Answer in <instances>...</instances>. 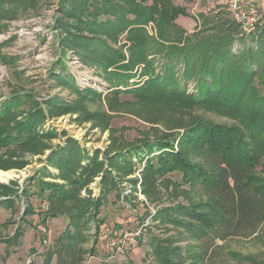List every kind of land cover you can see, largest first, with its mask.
<instances>
[{"label":"trees","instance_id":"1","mask_svg":"<svg viewBox=\"0 0 264 264\" xmlns=\"http://www.w3.org/2000/svg\"><path fill=\"white\" fill-rule=\"evenodd\" d=\"M58 5L57 41L63 56L72 51L85 66L94 67L112 95L191 103L238 122L227 126L200 120L184 130L177 149L178 137L146 143L128 155L133 167L144 164L145 176L157 180L178 175L203 198L159 213L166 225L183 229L193 245L185 249L153 236L150 256L155 263L149 264H213L222 249L218 243L251 237L264 226V22L246 32L229 13L220 11L199 15L189 32L177 23L187 10L173 0H60ZM31 6L25 0H0V19L15 18ZM151 22L154 37L146 30ZM123 35L126 43L119 45ZM32 120L28 117L2 135L0 150L23 147L36 138ZM48 163L58 175L46 170L32 182L34 195L46 194L51 202L74 195L45 179L61 180L78 194L96 177V165H102L73 140L51 153ZM101 184L100 196L91 202L96 213L109 205V196L121 200L111 171L102 176ZM92 219L86 217L84 226ZM69 232L68 241L77 244L73 229ZM22 237L17 232L14 245ZM80 253L68 242L45 264L54 256L57 264H81Z\"/></svg>","mask_w":264,"mask_h":264},{"label":"rangeland","instance_id":"2","mask_svg":"<svg viewBox=\"0 0 264 264\" xmlns=\"http://www.w3.org/2000/svg\"><path fill=\"white\" fill-rule=\"evenodd\" d=\"M25 1L32 2L25 12L0 19V138L32 116L37 136L26 146L0 150V172L14 174L0 182V264H45L68 242L81 251V264L155 263L150 256L153 236L185 249L193 245L183 229L166 225L159 213L202 201L198 190L181 183L178 175L157 180L145 176L144 164L133 167L126 159L135 147L157 140L178 137L177 149L184 130L200 120L227 126L238 122L191 103L112 95L94 67L85 66L72 51L63 56L56 30L60 0ZM217 1L173 0L188 13L178 16L177 23L192 30L201 14H228L229 0L226 7ZM146 30L154 37L155 23ZM125 43L123 35L119 45ZM70 140L103 168L96 165V177L78 194L61 180L45 179L65 187L74 195L71 199L51 202L46 194L34 195L32 178L46 170L58 175L48 157ZM110 171L121 200L109 196V205L96 213L91 202L100 196L102 176ZM86 217L93 221L84 226ZM72 229L77 244L67 239ZM17 232L23 237L14 245ZM218 244L222 249L213 264L264 263V226L251 237ZM57 262L54 256L51 264Z\"/></svg>","mask_w":264,"mask_h":264},{"label":"built area","instance_id":"3","mask_svg":"<svg viewBox=\"0 0 264 264\" xmlns=\"http://www.w3.org/2000/svg\"><path fill=\"white\" fill-rule=\"evenodd\" d=\"M228 12L246 32L254 31L262 24L263 15L255 0H229Z\"/></svg>","mask_w":264,"mask_h":264},{"label":"crops","instance_id":"4","mask_svg":"<svg viewBox=\"0 0 264 264\" xmlns=\"http://www.w3.org/2000/svg\"><path fill=\"white\" fill-rule=\"evenodd\" d=\"M226 1H228V0H219V1H217V3L219 4V5H224L225 7H226ZM259 5H260V8H261V11H262V15H263V20H262V22H264V0H255ZM223 7V6H222ZM180 26H182L181 24H179ZM195 27H196V25H195ZM195 27H194V29H195ZM194 29H192V30H187V31H189V32H192V31H194Z\"/></svg>","mask_w":264,"mask_h":264},{"label":"bare ground","instance_id":"5","mask_svg":"<svg viewBox=\"0 0 264 264\" xmlns=\"http://www.w3.org/2000/svg\"><path fill=\"white\" fill-rule=\"evenodd\" d=\"M13 177H14L13 173L0 172V182L1 181H7Z\"/></svg>","mask_w":264,"mask_h":264}]
</instances>
